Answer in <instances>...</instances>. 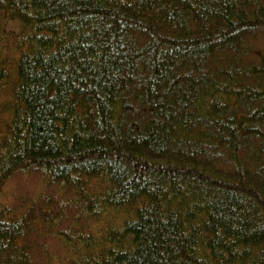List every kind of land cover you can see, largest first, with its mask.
I'll return each mask as SVG.
<instances>
[{
	"label": "trees",
	"instance_id": "16d2710c",
	"mask_svg": "<svg viewBox=\"0 0 264 264\" xmlns=\"http://www.w3.org/2000/svg\"><path fill=\"white\" fill-rule=\"evenodd\" d=\"M0 264H264V0H0Z\"/></svg>",
	"mask_w": 264,
	"mask_h": 264
},
{
	"label": "rangeland",
	"instance_id": "374dc122",
	"mask_svg": "<svg viewBox=\"0 0 264 264\" xmlns=\"http://www.w3.org/2000/svg\"><path fill=\"white\" fill-rule=\"evenodd\" d=\"M17 20V19H16ZM19 21H10V22H7L5 24V29L8 30V31H14V32H18L20 30V25H19ZM29 184V181H24V184L23 186H27ZM35 189H38V185H36V183L34 184H29V186L25 189V191L27 192H37V190ZM15 192L18 193L19 195H22L23 193L20 192L18 190V188L15 189Z\"/></svg>",
	"mask_w": 264,
	"mask_h": 264
}]
</instances>
